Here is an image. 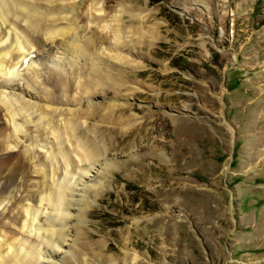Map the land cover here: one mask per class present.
Instances as JSON below:
<instances>
[{"label":"rangeland","instance_id":"rangeland-1","mask_svg":"<svg viewBox=\"0 0 264 264\" xmlns=\"http://www.w3.org/2000/svg\"><path fill=\"white\" fill-rule=\"evenodd\" d=\"M91 1L95 14L102 4H109L110 14L122 9L126 28L154 27L155 38L134 45L136 35L126 31L120 51L127 59L108 57L120 64L126 82L110 87L103 98L125 104L114 106L103 122L92 120L103 123L97 132L119 166L95 178L90 162L64 172L72 182L62 192L67 207L60 222L75 221L78 194L88 199L79 217L76 255L60 260L59 249L68 248L55 241L52 249L47 246L52 253L41 247L36 264H47L43 253L59 264H264V0ZM129 10L138 17L131 18ZM35 49L29 64L24 58L17 65L20 75L0 90L11 94L16 85L26 99L47 104L43 96L31 98L37 89L23 83L28 67L43 73L39 61H50L45 50ZM51 51L62 56L60 46ZM74 87L68 95L76 97ZM80 98L58 105L67 111L81 106ZM75 114L67 111L53 121ZM170 115L176 121L169 122ZM89 120L77 117L83 128ZM8 143L4 153L18 150ZM133 153L139 156L121 164Z\"/></svg>","mask_w":264,"mask_h":264},{"label":"bare ground","instance_id":"bare-ground-1","mask_svg":"<svg viewBox=\"0 0 264 264\" xmlns=\"http://www.w3.org/2000/svg\"><path fill=\"white\" fill-rule=\"evenodd\" d=\"M95 6L91 0H67L66 3L63 0H0V84H6L7 80L20 75L17 65L22 67L24 58L29 64L33 47L38 52L45 50V56L50 60L46 64L45 60L39 59L40 65L44 66L43 73L28 67L23 78L24 84L37 89V94L31 98L40 100L38 95L43 96L47 98V104L26 99L22 92L17 91L16 85L12 87L14 92L11 94L0 90V204L4 197L9 200L0 210V264H36V255L42 250L41 247L45 246L48 250L47 246H50L49 249H52L55 241L68 248L64 250L59 247L60 260L68 259L70 254L75 256L73 248L79 217L88 207V199L86 194H78L80 197L73 201L76 205L73 209L78 214L75 221L69 225L60 222L65 215L63 209L67 207L62 192L72 182V177L64 172L76 168L78 162H90L93 168L91 176L95 178L97 175L105 176L119 166L120 159H115V166L112 165L115 161L111 159L115 156H110L111 152L103 146L106 138L97 132L103 124L102 120L110 118L108 112L114 106L125 104L115 100L106 102L103 98L110 87L120 88L126 82L119 73L122 70L120 64L110 61L108 57L121 63L127 59V55L120 51L125 48L124 32H134V45H138L142 39H154L155 33L154 27L142 32L140 25L126 28L119 19L123 14L122 9L118 15L110 14L107 11L109 4H102L96 8L102 12L95 14ZM130 9H133L132 5ZM131 10L128 11L131 18H137L138 15ZM94 25L105 28V32L97 31L92 27ZM45 41H50L51 45L44 47ZM52 45L60 46L62 56L51 51ZM72 84L79 90L76 97L72 93L68 95ZM96 86L98 92L93 90ZM81 96L85 98L81 106L67 108L68 112L76 111L74 117L64 115V121H53L58 114L67 113L58 104L78 100ZM95 96H99L101 101L93 99ZM2 115L6 117L5 121ZM80 116L90 119L84 128L77 122ZM170 116L163 117L169 122L176 121V116ZM124 120L125 124H129L126 117L118 121ZM72 124L75 126L72 127ZM48 135L53 139L50 140ZM67 140L68 145L66 142L67 146H64ZM8 141L18 150L4 153L10 146ZM34 146L46 147V153L40 154ZM151 151L155 152L153 148ZM98 155L101 158L97 162ZM128 155L130 157L121 159V164L128 159V162L133 161L131 157L136 158L138 153ZM3 171L7 175L3 176ZM43 255L46 257L45 263L59 264L48 258L50 254ZM136 257L134 255L133 260Z\"/></svg>","mask_w":264,"mask_h":264}]
</instances>
